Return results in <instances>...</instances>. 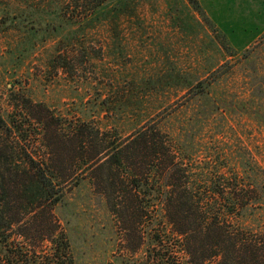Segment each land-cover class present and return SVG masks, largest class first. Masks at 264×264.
<instances>
[{
  "label": "trees",
  "instance_id": "obj_1",
  "mask_svg": "<svg viewBox=\"0 0 264 264\" xmlns=\"http://www.w3.org/2000/svg\"><path fill=\"white\" fill-rule=\"evenodd\" d=\"M30 1L16 0L33 11ZM61 1L55 0L51 19H38L52 32L76 24L81 33L70 31V46L115 12L109 8L113 0ZM24 10L15 4L8 8ZM23 20L30 22L27 41L38 37V21ZM117 43L121 47L118 38ZM63 51L51 55L50 66H68ZM253 51L241 54L245 67L252 63L242 96L239 88L229 95L220 86L221 69L210 82L177 76L169 88L192 91L189 100L206 108L188 116L167 112L158 121L148 108L145 121L129 132L68 121L20 93L14 109L0 110V264H75L56 210L71 184L79 187L89 176L100 180L99 193L109 205L139 219L138 246L144 253L125 264H264V174L239 151L232 155L224 142L233 115L249 116L264 127V75ZM80 58L85 63L92 57ZM104 102L112 121L123 118L127 101L114 107L109 98Z\"/></svg>",
  "mask_w": 264,
  "mask_h": 264
},
{
  "label": "rangeland",
  "instance_id": "obj_2",
  "mask_svg": "<svg viewBox=\"0 0 264 264\" xmlns=\"http://www.w3.org/2000/svg\"><path fill=\"white\" fill-rule=\"evenodd\" d=\"M55 3L31 0L36 9L28 11L23 2L0 0L2 112L14 109L15 99L25 92L68 121L118 126L129 132L145 121L142 114L148 108L157 121L171 111L188 116L206 108L203 102L189 100L192 91L169 88L172 79H180L177 76L210 82L221 69L220 86L229 95L239 88L242 96L243 79L252 67L251 62L249 68L242 64L246 49L254 50L252 60L264 75V0H113L109 3L115 11L113 18L109 14L101 27L89 30L87 36L79 34L82 40L72 46L68 34L76 30V24L66 25L63 33L52 32L38 19H51ZM13 4L24 7V12L8 11ZM29 16L32 22L38 21V35L50 39L42 42L32 36L27 41L31 35L25 28L30 22L23 18ZM58 48L66 50L63 56L70 63L65 68L54 67L52 62L50 66L51 55H59ZM83 55L86 61L88 55L92 58L84 63ZM147 96L150 99L144 102ZM108 98L113 107L120 99L127 101L123 118L114 122L107 116L103 101ZM230 125L223 140L231 154L237 156L239 151L264 174V127L249 116L238 115L232 116ZM91 181L89 176L79 187L71 184L64 204L56 210L68 234L74 263L125 264L129 257L140 258L144 252L138 246L139 219L115 210L99 193L100 180Z\"/></svg>",
  "mask_w": 264,
  "mask_h": 264
}]
</instances>
